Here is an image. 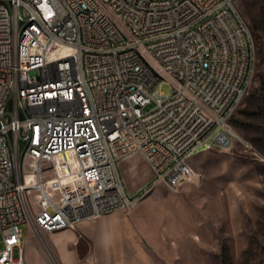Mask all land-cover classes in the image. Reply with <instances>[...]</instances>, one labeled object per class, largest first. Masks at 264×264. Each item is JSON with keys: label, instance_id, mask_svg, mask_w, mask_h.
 Masks as SVG:
<instances>
[{"label": "built area", "instance_id": "built-area-1", "mask_svg": "<svg viewBox=\"0 0 264 264\" xmlns=\"http://www.w3.org/2000/svg\"><path fill=\"white\" fill-rule=\"evenodd\" d=\"M234 2L0 0V264H26L23 226L130 210L230 147L256 62ZM134 154L151 172L136 195L118 168Z\"/></svg>", "mask_w": 264, "mask_h": 264}, {"label": "rangeland", "instance_id": "rangeland-1", "mask_svg": "<svg viewBox=\"0 0 264 264\" xmlns=\"http://www.w3.org/2000/svg\"><path fill=\"white\" fill-rule=\"evenodd\" d=\"M234 4L252 38L254 32L264 38V0H235ZM254 45V75L231 116L235 136L230 147L204 150L195 156L191 161L195 175L178 190L158 185L139 195L132 209H119L129 213L145 201L150 219H162L165 224L172 219L174 229L182 223L187 232L181 238L177 231L164 235L172 247L181 240L183 257L179 260L184 264H264V92L259 90L260 66ZM172 82L165 78L160 90L170 94ZM118 168L132 192L151 178L139 154L122 160ZM23 231V239L28 238L24 243L26 264H100L93 259L91 240L77 227L72 229L77 236L74 241L64 236L56 244L49 232H32L29 226H23Z\"/></svg>", "mask_w": 264, "mask_h": 264}, {"label": "crops", "instance_id": "crops-1", "mask_svg": "<svg viewBox=\"0 0 264 264\" xmlns=\"http://www.w3.org/2000/svg\"><path fill=\"white\" fill-rule=\"evenodd\" d=\"M203 151L195 152L190 163ZM138 191L139 189L130 192L136 195ZM148 209V203L141 201L129 213L115 210L102 215L96 221L84 220L78 223L79 232L92 242L94 261L100 264H184L179 260L183 257L181 240H176V246L172 247L164 235V232L173 234V231H177L181 234V238L182 233L187 232L181 228L182 223L176 225L177 229H174L175 224L172 219L171 223L166 224L162 219H150ZM49 233L54 244L59 243L64 236H69L73 241L77 237L69 228ZM157 233L162 237H158ZM27 241L28 238L25 242ZM166 245L169 250H166ZM26 254L25 247V256Z\"/></svg>", "mask_w": 264, "mask_h": 264}, {"label": "trees", "instance_id": "trees-1", "mask_svg": "<svg viewBox=\"0 0 264 264\" xmlns=\"http://www.w3.org/2000/svg\"><path fill=\"white\" fill-rule=\"evenodd\" d=\"M264 16V13H262ZM253 39L257 47L258 57H259V66H260V86L259 90L264 92V38L262 34L258 32L253 33Z\"/></svg>", "mask_w": 264, "mask_h": 264}, {"label": "bare ground", "instance_id": "bare-ground-1", "mask_svg": "<svg viewBox=\"0 0 264 264\" xmlns=\"http://www.w3.org/2000/svg\"><path fill=\"white\" fill-rule=\"evenodd\" d=\"M147 93H154V86H147ZM228 106H237V99L228 98Z\"/></svg>", "mask_w": 264, "mask_h": 264}]
</instances>
